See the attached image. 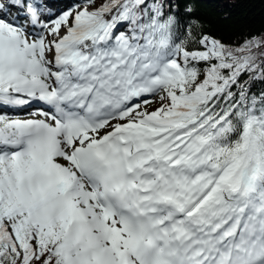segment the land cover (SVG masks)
<instances>
[{
  "label": "snow or ice",
  "instance_id": "1",
  "mask_svg": "<svg viewBox=\"0 0 264 264\" xmlns=\"http://www.w3.org/2000/svg\"><path fill=\"white\" fill-rule=\"evenodd\" d=\"M197 2L0 0V264H264V33Z\"/></svg>",
  "mask_w": 264,
  "mask_h": 264
},
{
  "label": "trees",
  "instance_id": "2",
  "mask_svg": "<svg viewBox=\"0 0 264 264\" xmlns=\"http://www.w3.org/2000/svg\"><path fill=\"white\" fill-rule=\"evenodd\" d=\"M64 7L83 0H60ZM196 14L224 42L264 33V0H198Z\"/></svg>",
  "mask_w": 264,
  "mask_h": 264
},
{
  "label": "rangeland",
  "instance_id": "3",
  "mask_svg": "<svg viewBox=\"0 0 264 264\" xmlns=\"http://www.w3.org/2000/svg\"><path fill=\"white\" fill-rule=\"evenodd\" d=\"M50 2H51L53 5H55V7H53V9H52V11H53L54 13L63 10L64 6H63V4L61 3L60 0H50ZM71 5H73V4H71ZM71 5H69V7H70ZM64 10H67V8L64 9ZM21 116H22V118H27V117H26V113L21 114Z\"/></svg>",
  "mask_w": 264,
  "mask_h": 264
}]
</instances>
